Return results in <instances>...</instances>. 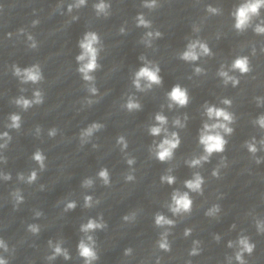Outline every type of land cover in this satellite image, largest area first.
Listing matches in <instances>:
<instances>
[{
	"label": "water",
	"instance_id": "obj_1",
	"mask_svg": "<svg viewBox=\"0 0 264 264\" xmlns=\"http://www.w3.org/2000/svg\"><path fill=\"white\" fill-rule=\"evenodd\" d=\"M73 2L0 0V133L8 131L12 137L6 148H0V157L5 158L0 160V173L11 175L10 180L0 176V238L9 246V251L0 250V255L9 264H84L77 251L83 236L80 225L102 214L107 228L92 233L99 256L94 264H228L227 257H234L236 251L227 247L228 241L237 240L240 234L255 244L253 253L244 255L247 264H264V234L258 233L255 225L257 219L264 220V148L257 143L259 150L253 156L244 146L252 137L264 139V130L252 123L264 114V106H257L255 99L260 97L264 103V35L255 34L252 28L244 33L233 28L231 12L242 0H157L158 7L153 10L142 6L144 0H105L110 4L107 17L96 15L93 4L98 0H87L85 6L69 13L67 6ZM208 5L219 7L221 14L207 13ZM140 13L151 21L150 29L136 26L135 17ZM74 16L77 19L73 20ZM259 19H264V9ZM193 25L200 31L194 32ZM86 31L97 32L103 43L98 61L101 68L93 73L96 96L88 93L75 59L81 52L78 41ZM147 31L162 33L151 48L140 42ZM28 35L34 37L35 49L29 47ZM191 39L207 42L213 55L193 63L180 60L178 53ZM140 55L158 63L161 86L145 92L133 87V74L142 66ZM238 55L249 57L252 70L245 75L230 72L240 83L224 86L217 71L222 64L228 70ZM35 63L40 64L44 76L38 85L21 84L12 74L14 64L24 68ZM195 67L205 69V74L195 75ZM177 83L188 89L191 100L186 108L169 109L166 93ZM21 88L26 91L21 92ZM36 88L44 93L41 105L23 111L11 102L20 95L32 98ZM128 95H135L142 110L130 113L121 107ZM89 98L95 101L90 106L85 103ZM223 98L232 100L228 110L236 117L234 132L226 137V149L202 167L190 168L185 161L202 153L198 130L207 120L202 105L207 101L224 107L220 103ZM157 112L168 117L169 132L176 131L181 138L174 158L166 163L149 154L153 141L158 143L163 138V134L153 137L148 133ZM11 113L22 118L18 131L6 127ZM184 114L189 117L186 127H174L172 121L176 117L183 120ZM93 122L104 128L81 145L80 132ZM37 126L41 128L39 134ZM53 127L56 136L49 137ZM121 135L128 144L124 151L117 144ZM37 149L46 157L43 171L32 159ZM222 157L226 165L220 167L218 178L213 177L211 173ZM128 158H134L135 163L129 166ZM257 159L261 162L256 163ZM105 167L110 174L109 186L98 177ZM168 169L176 177L172 185L160 181L161 175L169 174ZM32 170L37 171L35 182L18 179L19 173L27 177ZM129 172L134 181L125 180ZM194 172L205 179L203 195L190 193L191 214L173 216L167 208L171 193L189 191L184 181ZM89 178L93 185L82 187ZM16 189L24 197L18 206L11 196ZM86 195L100 202L85 208ZM69 201L77 206L65 212ZM215 204L221 209L218 216H206ZM36 212L43 215L36 217ZM133 212L134 220H123ZM157 212L176 221L170 229L171 250L167 252L156 244L165 231L155 226ZM33 223L41 229L35 235L27 230ZM186 228L192 229L188 236L184 235ZM214 235L220 236L219 242ZM50 239H63L62 246L71 258L48 261ZM196 240L201 242V250L198 255H189ZM127 248L132 249L130 255L124 254ZM232 264H237L234 258Z\"/></svg>",
	"mask_w": 264,
	"mask_h": 264
},
{
	"label": "clouds",
	"instance_id": "obj_2",
	"mask_svg": "<svg viewBox=\"0 0 264 264\" xmlns=\"http://www.w3.org/2000/svg\"><path fill=\"white\" fill-rule=\"evenodd\" d=\"M87 0H74L73 3L68 4L67 11L71 13L74 9H79L82 6H85ZM144 8L153 10L158 7L157 0H144ZM96 15L107 17L109 16L110 4L105 2V0H98L97 3L93 4ZM264 9V0H242L231 12V16L234 20L233 28L237 33H244L249 28H252L253 32L257 35H264V19L261 18V10ZM206 11L212 15L221 14V9L219 7H214L208 5ZM73 20L77 17H72ZM259 19V22H255ZM136 26L143 27L145 29H150L152 27L151 21L145 18L143 13L138 14L135 17ZM38 21H33L35 25ZM21 32L24 30L21 29ZM120 33H124L125 29L121 27L119 29ZM193 31L199 32L200 28L197 25H193ZM10 35V34H9ZM162 33L160 31H147L142 37L140 42L145 45L147 48L153 46V40L160 38ZM27 40L30 42L29 47L35 49L37 43L32 35L27 36ZM78 46L81 50L80 54L75 57L76 62L78 63L77 71L81 75L83 81L86 82L87 91L91 96H96L98 94V89L95 86L96 77L93 75L97 70L101 68V64L98 62L100 58V53L103 50V43L99 34L95 31H86L82 38L78 41ZM264 51V49H262ZM253 55L255 54V48L252 50ZM213 53L207 42L201 39H191L187 43L185 50L178 53V58L187 63H193L198 61L202 56H212ZM139 60L142 62V66L139 67L133 74L132 85L138 92H145L153 88V86H161L163 84V78L160 75L161 69L158 63L148 60L146 56L140 55ZM250 60L248 56L238 55L236 56L228 70L225 69V66L222 64L217 71V75L222 78V83L224 86H227L229 83L236 87L239 83V77L231 75L230 72H238L241 75L248 74L251 71ZM194 74L199 76L205 74V69L201 67L194 68ZM12 74L18 78L21 84H33L38 85L44 80L42 73V68L39 63L32 64L31 66L21 68L17 65H12ZM191 78V77H189ZM26 91V89L21 88V92ZM166 98L168 101L167 107L172 109L173 107L186 108L191 100L188 89L184 86H181L179 83L172 86L171 90L166 93ZM257 106H264V103L261 102L260 97H256ZM17 107L23 111H27L29 108L34 105H41L44 102V93L41 89L36 88L33 91L32 98H26L24 95H20L14 98L11 101ZM85 103L87 105H92L95 103L92 99H86ZM220 103L224 107L217 106L216 104H210L205 102L202 107L204 108V115L207 117L202 124V127L198 130V143L202 148V153L193 156L191 159L185 161L186 165L190 168H199L202 167L205 163L209 162L211 157L214 154H221L225 151L228 140L226 137H229L233 134L234 128L232 125L236 122L235 114L228 109L232 106V100L229 98L221 99ZM121 107L128 112H135L142 110V104L135 97V95H128L126 101L121 105ZM163 108V105L161 106ZM189 117L187 114H184L183 120L180 117H176L172 123L176 128H185L187 125ZM8 121L6 127L8 129L19 130L21 128L22 118L18 113H11L8 116ZM155 123L150 125L148 128L149 135L153 137H158L163 134V138L157 143L155 140L153 144L149 147L150 157L156 159L161 163H166L171 161L174 158L175 151L181 145V138L178 132L172 131L169 132L166 125L168 124V117H166L162 112H157L154 115ZM252 123L257 125L261 130H264V114H260L255 118ZM104 128V125L101 123L93 122L86 129H83L80 132V142L81 145L88 142V140L93 136V134ZM37 134L41 131L39 126L36 127ZM57 129L55 127L49 130V137H55ZM12 137L9 135L8 131L0 133V140H4L3 144H0V148H6L9 141ZM257 143L264 148V139L257 141L255 137H252L250 140L244 142V146L247 148L248 152L253 156L259 150L257 148ZM117 144L121 145V151H124L128 147L127 141L124 136H119L117 138ZM97 147V145H93ZM5 158L0 157V160ZM32 159L39 165L41 171L45 170V160L46 157L40 149H37ZM127 164L129 166L135 163L134 158H128ZM260 159L256 160V163H260ZM225 158H221L220 164L213 169L211 175L213 177H219L220 167L225 166ZM134 171V169H133ZM171 169H168L169 174L161 175V183H167L172 185L175 183L176 177L171 175ZM0 176L4 180H10V174L0 173ZM98 177L102 180L105 186H109L111 183L110 174L108 169L101 168L98 172ZM37 171L32 170L30 174L25 177L23 173L18 174V179L31 184L37 180ZM134 175L129 172L125 176L127 182L134 181ZM205 184L204 177L199 172H194L191 179L184 181V186L189 191L181 192L179 190H174L171 193V201L167 204L168 210L172 213L173 216H183L185 214H191L193 209V199L190 196V193H197L203 195V185ZM93 185L92 179H85L82 183V187L89 188ZM43 187V186H41ZM11 196L15 202V205L18 206L23 202L24 197L21 195V190L16 189L11 193ZM100 201H93V197L86 195L84 197V207L91 208L93 204H98ZM75 201H69L64 211L74 210L76 208ZM220 206L218 204L213 205L205 213L209 217H217L220 212ZM42 212H36L35 216H42ZM136 213L123 216L124 221L134 220ZM155 226L164 228L159 239L156 241V244L160 250L165 252L171 250V244L168 240L170 234V229L175 226L176 221L168 218L162 213L157 212L154 216ZM255 225L258 233L264 234V220L257 219ZM233 228L235 225L232 226ZM107 228V224L103 219L101 214L98 219L89 218L86 223L80 225V232L83 233L82 238L79 240L77 245V251L80 258L83 259L84 264H94L95 261L99 259L97 252L96 238L92 233L97 230H104ZM27 230L32 234H38L40 232V225L38 224H29ZM192 232L191 228H186L184 230V235L188 236ZM214 239L219 242L220 236L214 235ZM48 247L51 249V254L46 257L48 261H53L57 257H63L65 260L70 259L69 251L64 248L63 239L53 242L51 239L48 240ZM201 242L196 240L193 241V246L190 250L189 255L195 256L200 252ZM228 248L236 249L233 256L227 257L228 264H232L233 258L237 264H247L244 259L245 253L251 255L254 251L255 244L250 242V238L247 235L240 234L237 240L228 241ZM0 250L3 252L9 251V246L4 239L0 238ZM132 253L131 248L125 249V255H130ZM0 264H9V261L3 256L0 255ZM159 264V261H157ZM190 264V262H189Z\"/></svg>",
	"mask_w": 264,
	"mask_h": 264
}]
</instances>
